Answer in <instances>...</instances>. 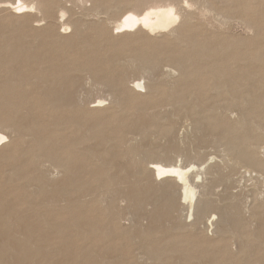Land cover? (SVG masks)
Masks as SVG:
<instances>
[{
	"label": "rangeland",
	"instance_id": "rangeland-1",
	"mask_svg": "<svg viewBox=\"0 0 264 264\" xmlns=\"http://www.w3.org/2000/svg\"><path fill=\"white\" fill-rule=\"evenodd\" d=\"M60 2L62 6L71 8L73 18L83 20L86 18L88 21L104 19L110 15H112V21H114L122 12L115 9L113 12L101 13L98 16L96 14L84 15L83 4L88 6L90 1L82 3V0H60ZM35 10L32 9L26 16L16 18L9 11L0 9V45L1 40L13 37L16 39L15 42L18 43L19 49L24 47L25 51L27 49L31 53L30 57L26 58L23 51L15 54L9 52L8 54L14 58V61L12 63L0 61V90L6 86L5 81L10 76L17 79V81H23L25 84L23 89L19 86L14 88L10 94H7L6 99H4V94L0 95V120H7L8 115L13 114L20 124L21 130L23 128L25 132H27L26 128L21 127V124L28 121L31 129L34 126L36 127L35 131L37 133H33L34 136L37 135L38 139L41 140L40 145L37 139L26 136L27 139L19 141L16 148L7 150L9 157L6 152L0 151V232H2L0 234V264H157L156 261L142 257L144 255L140 253V245L148 242L153 243V245H160L166 242L167 248L176 250L178 246L176 241L188 243L190 245L189 250H193L196 257H193L195 258L193 261L186 262L184 261L185 257L174 256V258L167 260L169 261L168 264H174L178 260H183V264H202V261H196L198 258L209 261V263L215 262L214 259L224 264H228L232 260L237 263L251 253H253L251 254L253 257L248 256L251 261L254 258L264 257V215L258 212L256 216L252 217V223L245 221L243 225H240V231L246 232V234L256 231L262 238L256 239L252 244L247 245L245 252H240L237 249L240 242L231 237L233 233H230L227 228L232 226V220L229 221L231 223L228 224V221H225L227 224H224L222 218L219 227L209 225V223L205 225V222H207L205 221L200 227L197 226L198 228H186L182 226V223L187 224L191 218L188 215L186 216V211L183 210V213L181 212L184 215L181 216L182 222L177 219L175 221L167 220L169 221L167 223L161 221L165 230H157V226L151 224L152 217L149 204L147 205L148 211H145L146 205L137 209L133 206V200L129 196H127L128 201L125 202L123 209L119 210L117 205L111 204V192L117 189L120 184L126 187V184L133 186L134 183L138 185L144 183H137L138 179L135 182L118 179L111 181L109 176L119 175L122 169L131 173L130 169L134 168L139 162L148 163L154 160L170 164L193 162L196 165V168L194 167L190 171L193 173L191 174L193 179L198 180L199 183H204L205 180H207L206 182L209 180V182L214 181L210 198L213 197L211 199L217 200L220 197L216 203L226 204L227 200L225 201L223 198L226 195L224 185L215 182L222 173L229 171L221 134L218 131L221 130V127L215 130V127L209 129L210 127L207 125L218 122L220 126H223L229 122H234L239 118L240 114H237L239 112L236 109L221 111L220 114L206 111L190 117L183 110L175 109L171 103L158 102L150 97L133 96L132 93L120 95L123 107H125L121 110L114 103H111V96L109 97L106 94L109 88H103L96 84V82H93V78L90 79L93 81L88 80L84 87V91L87 92L85 98L86 100H94L101 95L108 96L102 103L106 107L103 110L90 114L81 108L79 111L78 107L71 110L67 107L59 108L47 105L45 99L37 94L38 89L36 88L39 85L41 86L42 83H50L46 77L56 70L55 67H58V63L62 64L58 69L65 68L70 64L81 66L86 64L91 67L104 66L107 63L112 64L111 60L107 62L106 59H109L108 57L113 58L114 54L133 50L153 52L155 48L160 45L163 46V44L139 35L112 38L109 33L102 32L97 24V27L93 26V32H89L88 39L94 40V42H91V46L78 47L77 49L71 47L67 50V47L57 44L50 33L53 31L52 25H56L55 30L57 31L63 30L60 23L65 18H69L70 14L66 13L61 17L60 11L56 7L51 11L54 18L49 16L44 18L40 12ZM208 15L210 17L207 19L205 14H198V17L205 20L203 21L206 23L207 28L212 30H209L210 32L235 37H247L253 33L244 30L236 21H232L226 27L221 26L217 20L213 19L211 14ZM206 21L211 22V24ZM35 24L41 29H34L32 25ZM112 26L111 24V30H113ZM206 26L202 25L201 29L204 31ZM66 31L69 32L70 30L67 29ZM37 36H39L38 40ZM262 40V43H264V38ZM40 51L46 52L44 57L36 55ZM4 52V49L0 48V57L4 55ZM126 72L118 71L107 76L108 78L106 77L109 83L112 82L113 88L115 86L113 90L117 93L122 92L119 87V81L122 77H117L116 74L118 76L122 74L126 77L130 74ZM99 77L105 78L102 75ZM36 80L37 82H35ZM12 85L16 86L17 84L13 83ZM110 89H112V86ZM19 91H23L24 94H19ZM221 98L220 102L228 101L227 95L221 96ZM213 99L220 100L218 98ZM213 103L215 104V101ZM19 106H26L29 109H18L17 115H14L13 109L19 108ZM140 106L151 108L145 110V114L132 113L133 109ZM76 117L84 122L85 120L88 123L91 122L89 124H95V122L101 124L100 121H102L105 125L101 128V133L103 136L111 137L110 140L114 144L99 146L96 144L98 138L89 140L85 127L79 124V119V121L76 120L75 125L66 124L67 120ZM197 117L203 119L202 124H195V118ZM104 120H106L105 123ZM142 121L155 124V127L151 129L156 131L147 130L143 132L142 130L140 134L138 130L140 126H131L133 122L140 123ZM59 122L65 123L61 124ZM123 124L125 125L123 126ZM223 127L225 130L227 129L225 126ZM253 130H255L254 127L251 131ZM256 134L259 133L256 132ZM77 140L80 141V145L72 143ZM89 143L96 144L97 148L105 147L108 149H99L94 153V150H92L94 147ZM39 148L46 152L59 154L70 166L72 179L81 186L78 188L79 190H76L77 201L72 203L60 201L57 204L48 203L47 200L42 202L43 196H45V193L48 194L49 191L39 192L35 181L25 182L23 180L24 174L32 173L34 170L30 153ZM169 150H173L171 155L169 153L172 159L163 154L164 151L168 152ZM262 151L260 155L264 158ZM104 153L117 155L108 163L106 159L100 158L104 156ZM210 165L212 168L208 170L207 168ZM198 169L203 170L201 175L197 172ZM247 174H245V177H240V174L238 176V173L233 175V178L238 179H236V185H234L236 188L233 187V191L244 189L242 194L245 193L246 197L242 195V200L247 198L250 200L251 197L248 195L250 193L257 195L260 191H262V194L264 193V186ZM244 180L247 182H244ZM156 194L157 192H155ZM256 202L262 203L260 208L264 207V198L256 199ZM119 211L121 212L118 221L120 226L117 227L114 223L112 224L111 217ZM215 214H211L214 221L217 220L218 216ZM245 217L243 220H245ZM8 218L13 220L19 218V220L5 226L3 222L7 221ZM246 223L247 225L244 227ZM112 227L111 233L105 235L104 230H109ZM249 238L252 239L253 237L250 235ZM225 240H229L231 243L230 250L233 251L231 256H229V252L224 253L229 242ZM202 250L206 251V254L202 253ZM181 252L186 253L187 251ZM11 255L14 257L12 258Z\"/></svg>",
	"mask_w": 264,
	"mask_h": 264
},
{
	"label": "bare ground",
	"instance_id": "bare-ground-1",
	"mask_svg": "<svg viewBox=\"0 0 264 264\" xmlns=\"http://www.w3.org/2000/svg\"><path fill=\"white\" fill-rule=\"evenodd\" d=\"M87 1H90V4L88 6L83 4L84 15L96 14L98 16L101 13L108 14L110 11L113 12L115 9L122 12L114 21H112V15L104 19L91 21L86 18L84 20L76 19L71 16V8L62 6L60 0H0V9L9 11L16 18L26 16L32 9H36L35 11L40 12L44 18L48 16L54 18L51 11L56 7L59 9L61 17L69 13L70 17L65 18L60 23L63 30L57 31L55 30L56 25H52L53 31L50 33L52 39L57 44L67 47V50L71 47L77 49L78 47L91 46V42H94V40L88 39L90 36L89 32H93V26L97 27V24L102 32L109 33L112 38L139 35L161 42L160 44H163V46H158L153 52L133 50L114 54L113 58L110 59L108 57L109 59H106L107 62L111 60L112 64L107 63L98 67H91L86 64L82 66L70 64L65 68L58 69L62 65L58 63V67H55L56 70L46 77L50 83L39 85L36 88L38 89L37 94L45 99L47 105L59 108L67 107V109L71 110L78 107V110L81 108L90 114L106 108L102 103L108 96H111V103H114L121 110L124 109L120 95L125 93H132L133 96L150 97L158 102L171 103L175 109L183 110L190 117L197 115L199 112L209 111L220 114L221 111L236 109L239 112L237 114H240V116L234 122L223 125L227 128L226 130L218 122L207 125L210 127L209 129L215 127V130L221 127V130L218 131L221 134L226 158L224 159L227 162L229 171L222 173L215 182L224 185L226 197L224 196L223 198L225 201L227 200L226 204L216 203L220 197L217 200L211 199L213 197L210 198L214 181L209 182V180L206 182L207 180H205L206 183H199L198 180L193 179L191 175L193 173L190 172L192 168H196L193 162L188 164L161 163L156 160L148 163L139 162L134 168L130 169L131 173L122 169L119 175L115 174L109 177H111V181L118 179L126 180V182L129 180L135 182L138 179L137 183H144L143 185L134 183L133 186L126 184V187L120 184L117 189L111 192V204L117 205L119 210L123 209L125 202L128 201L127 196L133 200V206L137 209L146 205L145 211H148L147 205L149 204L152 217L151 224L156 225L157 230H165L161 221L167 223L170 220L175 221L177 219L182 222L183 210L186 211V216L188 215L191 218L187 224L182 223V226L186 228L200 227L205 221H207L205 225L209 223V225L219 227L222 218L224 219V224L226 223L225 221H228L227 223L229 224L231 223L229 221L232 220V226L227 228L230 233H233L231 237L240 242L237 248L238 251L245 252L247 245L262 237L256 231L247 234L240 231V225H243L245 221L252 223V217L256 216L257 212L264 215V207L260 208L262 203L256 202V199L264 198V193L262 194V191L258 192L260 197H257L258 195L255 193H250L248 194L251 197L250 200L248 198L242 200L241 196H245V193L242 194L244 189L241 190L242 192L239 190L233 191V187L238 180L235 177L233 178V175L238 173V176L240 174V177H245V174L248 173L249 175H247L250 178H255L257 182L264 186V158L260 155L261 149H264V49H262L264 47V43H262L264 38V0H82V3ZM198 14H205L206 19L210 17L208 14H211L219 25L225 27L232 21H236L244 30L252 31L253 33L247 37H235L233 35L210 32L209 30L211 29L207 28L206 23H204L205 20H201ZM206 22L211 24L209 21ZM111 24L113 25V30L110 29ZM202 25L206 26L204 31L201 29ZM32 26L36 30L41 29L36 24ZM67 29L70 31L67 32ZM38 39L39 36H37ZM1 41L0 48L5 51L4 55L0 57L1 62L12 63L14 61V58L8 54L9 52L15 54L23 51L26 58L30 57L31 53L27 49L26 51L24 47L19 49L20 47L15 42V38L7 37ZM45 54L46 52L40 51L36 55L44 57ZM118 71L130 73L126 77L122 76V74L120 76L116 74L117 77H122L119 81V87L122 90L120 93L115 92L113 90L115 86L113 88L112 82L109 83L106 80L107 76ZM100 75L105 76V78H100ZM92 78L94 79L92 81L96 82V84L103 88H109L106 93L107 97L101 95L94 100H86L87 92L84 91V87L88 80ZM144 79L147 80L145 81ZM92 81L90 80V82ZM13 83L17 85L13 86ZM5 84L6 86L3 85V89L0 90V95H5L4 99L17 86L22 89L25 87L23 81H17L12 76L6 79ZM111 86L112 89H110ZM19 94L24 93L19 91ZM224 95L228 96V101L220 102L221 96ZM213 98L220 100L217 101ZM214 101L215 104L213 103ZM149 108L151 107L140 106L137 109H133L132 113L145 114V110ZM18 109L25 110L27 107L19 106V108L13 109L14 115H17ZM8 116L7 120H0V151L3 150L9 157L7 150L16 148L17 144L19 145V141L27 139L26 136L37 139L41 145L39 137L33 134L37 133L35 126L31 129L29 122L25 121V123L21 124V127L26 128L27 132H25V129L22 128L21 130L20 124L13 114ZM76 120L80 122L79 124L82 127H85L89 140L98 138L96 144L99 146L114 144L110 140L111 137L103 136L101 133V128L105 125L102 121H100L101 124H96L97 122L89 124L91 122L88 123L86 120L84 122L79 117H76L67 120L66 124L75 125ZM106 120H104V123ZM202 120L201 117L195 118V124H202ZM59 123L64 124L65 122ZM131 124H133L131 126H140L138 128L140 134L142 130L143 132L147 130L156 131L151 129L155 127L153 123L142 121ZM253 127L255 130L251 131ZM256 132L259 134H256ZM79 140L72 143L80 145ZM96 144H91L94 147L92 149L94 153L99 149H108L105 147L97 148ZM173 150L168 152H165V150L163 154L167 158L172 159L170 155ZM262 152L264 154V150ZM103 155L100 158H104L110 163L117 154L104 153ZM30 156L34 170L32 173L24 174L23 180L25 182L35 181L39 192L49 191L48 194L45 193V196H43L42 202L47 200L48 203L57 204L60 201L72 203L78 200L76 190L81 186L72 179L70 166L59 154L46 152L39 148L31 152ZM211 168L212 166L210 165L207 169L210 170ZM226 170L228 169L226 168ZM201 171L203 170L198 169L197 172L201 175ZM253 173L254 175H252ZM244 182L247 181L244 180ZM87 191L89 192V190ZM155 192H157L156 195ZM212 213L218 215L217 220L214 221L211 218ZM120 215L121 212L119 211L111 217L112 224L114 223L117 227L120 226L118 224ZM244 217L245 220H243ZM18 220L19 218L14 220L8 218L3 223L8 226ZM246 225L247 223L244 227ZM112 229L113 227L109 230H104L105 235L111 233ZM91 230L93 231V228ZM250 235L253 237L252 239L249 238ZM176 243L178 244L177 249L173 250L166 247V242L160 245H153V243L148 242L140 245V253L144 255L142 257L156 261L157 264H168L169 261L167 260L174 258V256H183L186 262H191L195 259L193 257L196 256L193 250H189L190 245L188 243L183 241H176ZM9 245L11 246V244ZM230 245L229 241L224 250L226 254L229 252V256L233 252L230 250ZM143 248L144 250H142ZM184 250L187 252L182 253L181 251ZM202 253L206 254V251L202 250ZM251 254L243 257L240 262L235 263L232 260L228 264H264V257L254 258L253 261L249 260L248 256L253 257ZM162 260L164 261L162 262ZM184 261L178 260L173 263L183 264ZM196 261H202V264H224L219 263L217 259H214L215 262L213 263L200 258Z\"/></svg>",
	"mask_w": 264,
	"mask_h": 264
}]
</instances>
